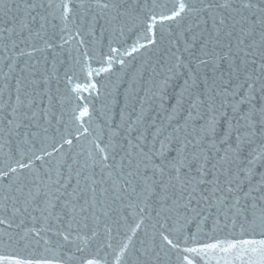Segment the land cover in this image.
I'll list each match as a JSON object with an SVG mask.
<instances>
[{"label":"water","instance_id":"1","mask_svg":"<svg viewBox=\"0 0 264 264\" xmlns=\"http://www.w3.org/2000/svg\"><path fill=\"white\" fill-rule=\"evenodd\" d=\"M186 3L0 0V254L264 262V0Z\"/></svg>","mask_w":264,"mask_h":264},{"label":"snow or ice","instance_id":"2","mask_svg":"<svg viewBox=\"0 0 264 264\" xmlns=\"http://www.w3.org/2000/svg\"><path fill=\"white\" fill-rule=\"evenodd\" d=\"M212 5L209 4L208 7H211ZM226 7L227 5H223ZM245 8H252L255 7V5L251 3H246L244 5ZM65 8H67V5H65ZM189 9V5L186 3V0H176L175 7L172 11V14L170 16H164L161 18V23L164 20H175L177 17H181L182 14L187 12ZM207 10V9H205ZM261 12H264V8L260 9ZM155 17L152 18V22L148 25V32L152 33L153 29L155 27ZM154 35V33H153ZM150 44L155 43V40L152 37H147ZM135 50V49H134ZM115 51V50H113ZM201 63H205V61H201ZM94 87V86H93ZM251 99V97L242 99L239 101L240 104L247 103L248 100ZM87 109L81 115H86ZM210 124L212 125V131L215 132V120L213 119L210 121ZM67 143H71V141H67ZM187 145H185L186 147ZM163 148V145H162ZM103 151V149H101ZM163 154V153H162ZM179 155V153H178ZM39 159V157H38ZM106 159V157H105ZM181 165H183L184 161H177ZM172 167L175 169L177 173H179L180 168L175 167V163L172 160H169L168 162ZM27 165L20 164V168L23 169ZM12 171H16L15 168L11 169ZM203 182V181H201ZM0 223H3V221H0ZM139 227V225H137ZM65 240L68 239L67 236L64 237ZM162 240L163 242L173 251H176L178 253H189L193 258H189V256H184L183 260L187 261V264H194V258L196 256H199L201 253L205 252L206 250L216 249L220 247L219 243L214 244H207L203 247H195V246H189L190 241L193 245L198 244L199 241L196 236H185L181 230H177V234L175 238H170L168 235L162 234ZM183 245V246H182ZM249 247L251 248V251L253 252H259L262 255H264V239L256 240V239H240L234 243L228 244V249H236L241 248L243 250H248ZM227 250V249H226ZM0 264H52L51 261L47 259H25L20 257L19 255H12V254H0ZM87 264H93V261L89 260L87 261ZM264 264V262H262Z\"/></svg>","mask_w":264,"mask_h":264}]
</instances>
